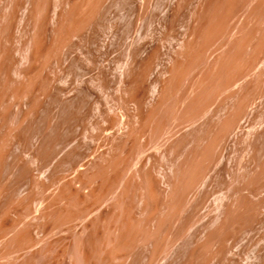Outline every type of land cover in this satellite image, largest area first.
<instances>
[{"label":"rangeland","instance_id":"obj_1","mask_svg":"<svg viewBox=\"0 0 264 264\" xmlns=\"http://www.w3.org/2000/svg\"><path fill=\"white\" fill-rule=\"evenodd\" d=\"M0 264H264V0H0Z\"/></svg>","mask_w":264,"mask_h":264}]
</instances>
